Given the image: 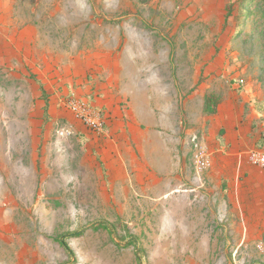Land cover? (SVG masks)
Segmentation results:
<instances>
[{
    "label": "rangeland",
    "instance_id": "rangeland-1",
    "mask_svg": "<svg viewBox=\"0 0 264 264\" xmlns=\"http://www.w3.org/2000/svg\"><path fill=\"white\" fill-rule=\"evenodd\" d=\"M131 72L178 142L170 201L135 166L131 117L121 158L87 140L62 104L104 99L105 88L126 99ZM33 79L46 85L47 112ZM207 95L264 135V0H0V264L67 263L57 239L81 230L68 239L75 264H139V254L143 264H264V200L262 214L257 200L230 214L229 174L208 170L203 187L196 174L191 137L226 132L204 112ZM106 172L119 177L117 197ZM101 222L113 233L91 228Z\"/></svg>",
    "mask_w": 264,
    "mask_h": 264
},
{
    "label": "crops",
    "instance_id": "crops-1",
    "mask_svg": "<svg viewBox=\"0 0 264 264\" xmlns=\"http://www.w3.org/2000/svg\"><path fill=\"white\" fill-rule=\"evenodd\" d=\"M122 80L128 81L129 83L127 86L133 90L132 93L120 92V94L127 95L125 98H129V105L128 102L125 101L126 99L117 95V92L115 94L112 88H105L100 91L105 95L104 99L97 101L91 100L94 104L103 107L107 112L106 116L109 126L108 137L99 138L92 135L65 108L66 112L77 123L87 140L90 139L92 142H104L107 145L108 151L115 148L119 151L120 157L122 156V152L119 146L120 143H117V138H122L126 125L128 124L130 126V123L127 121L129 117H131L134 125L132 128L130 127V129L133 131L134 139L142 158V163L136 164L135 166L149 167L152 170L151 174L153 177L151 187L149 186L151 192L154 193L157 199H164L167 197L168 201H170L169 196L175 193V187H177L175 176L178 177L181 165L180 161L177 159L178 142L175 140L174 132L171 131L169 125L164 127L166 129L163 128L165 122L162 119L163 112L157 113L155 111L154 105H156L157 100L152 99V95L150 96L149 94L150 92H144V89L148 88L147 85L141 83V81L137 79V75L133 72L127 74L121 81ZM34 83H36L39 88L40 96L46 98L44 107L47 112L50 108V101L47 97L48 91L46 85L40 79L34 80ZM78 97L88 99L84 96ZM219 106L217 112L213 114L212 117L226 129L225 134L220 140L217 139L216 132L205 133L201 137L206 145L214 151L213 166L211 169L219 173L226 172V174H229V181L227 182L226 179L222 181L221 190L225 197L227 196L229 198L231 207L230 214L240 215L239 212L242 208L244 210L255 208V200L260 203V206H257L259 209L258 212H254L253 214H262L260 208L263 207L261 201L264 200V170L250 163L248 152L251 149L258 148V146L264 148V135L261 134L260 130L255 131L253 121H248V119L244 120V115H241L233 105L232 107L229 106L227 109L222 110ZM241 119L244 120L243 123L240 122ZM144 123H148L150 126L143 129L142 125H144ZM150 127L151 129H149ZM160 127L161 129H159ZM222 132L223 130H220V133ZM103 164L106 171L105 163L103 162ZM111 164L114 175L117 169H122L119 157H115ZM106 174L108 175V177L106 176V183L108 182L107 184L111 186L112 192L116 194L114 197H117V195H119L118 191L113 190L119 187L116 185L120 181L118 180L119 177L113 180L109 178L107 172ZM201 175L198 176L202 183L201 187H203L207 184V181L203 182ZM139 182L142 184L141 192H145V190L148 191L145 184L141 181ZM121 183L124 184L123 182ZM126 183L128 184V181H126ZM131 183L133 188L138 187L136 180L134 182L131 181ZM194 190L197 189L185 191ZM125 192L129 193L130 188L127 187ZM191 198V195H187V193L183 195L184 201L191 200Z\"/></svg>",
    "mask_w": 264,
    "mask_h": 264
},
{
    "label": "built area",
    "instance_id": "built-area-1",
    "mask_svg": "<svg viewBox=\"0 0 264 264\" xmlns=\"http://www.w3.org/2000/svg\"><path fill=\"white\" fill-rule=\"evenodd\" d=\"M62 104L89 133L99 138L109 136L107 112L103 107L78 96L66 98ZM60 134L63 136L65 131ZM190 144L196 174L201 175L212 168L214 151L196 134L191 137ZM248 159L253 166L264 170V148L251 149Z\"/></svg>",
    "mask_w": 264,
    "mask_h": 264
},
{
    "label": "trees",
    "instance_id": "trees-1",
    "mask_svg": "<svg viewBox=\"0 0 264 264\" xmlns=\"http://www.w3.org/2000/svg\"><path fill=\"white\" fill-rule=\"evenodd\" d=\"M41 88H42V86H41ZM43 93L45 94L44 90H43ZM220 102L221 101L218 98L214 97L213 95H207L205 97L204 112L206 114H209V115L215 114L217 112V108H218ZM255 107L257 110H261V107L259 104L256 103ZM101 165L104 166L103 162L101 163ZM104 171H105V169H104ZM91 228L96 229V230L105 229V230L109 231L110 233H113L112 227L105 222H101L98 225H93ZM84 232H85L84 230H81L78 232L71 233L69 235H63L59 239H57V241L66 250V252L68 253V255L70 257V261L67 263H64V264H75L76 263V256H75V253L72 250V248L68 242V239L69 238H79V237L83 236ZM138 262H139V264H143V254H139Z\"/></svg>",
    "mask_w": 264,
    "mask_h": 264
}]
</instances>
